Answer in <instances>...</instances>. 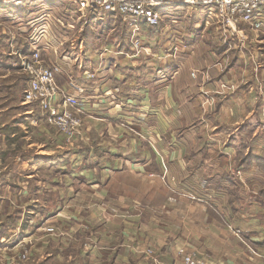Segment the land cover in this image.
<instances>
[{"label":"crops","instance_id":"crops-1","mask_svg":"<svg viewBox=\"0 0 264 264\" xmlns=\"http://www.w3.org/2000/svg\"><path fill=\"white\" fill-rule=\"evenodd\" d=\"M74 16L82 21L75 24H105L111 33L123 28L116 35L119 55L107 53L101 60L98 51L108 47H89L100 37L93 41L85 36L79 43L67 24L65 33L54 26L57 37H65L66 42L54 40L55 49L44 51L43 57L46 63L59 67L56 79L60 86L72 93L73 81L84 89L87 99L82 113L83 142L71 144L78 148H73L71 161L45 152L42 133L49 124L37 105L21 101L19 114L0 127L5 131L0 133L5 139L4 150L19 149L26 154L15 161L5 159L6 170H20L18 178L13 170L0 178L2 192L10 191V197L25 201L22 208L28 218L20 244L28 242L32 234L27 228L41 216L40 225L55 222L57 227L37 230L49 241L47 259L40 264H180L181 247L212 264H264V65L258 64L264 62V35L261 43L249 33L243 43L233 40L231 49L225 41L215 43L216 47L209 43L207 51L214 63L235 53L229 73L243 67L249 80L242 84L257 91L249 98L255 101L254 109L229 123L218 117L223 118L224 112L220 102L215 112H203L197 82L189 75L195 69L181 64L173 67V59L160 65L167 73L172 67L177 72L172 81L159 85L165 87L164 92L157 94L146 87L148 95H141L142 87L151 86L152 74H147L150 69L145 64L129 65L127 72L119 60L120 55L134 51L122 17L117 21L120 16L110 14L98 22L79 14L71 18ZM22 20L25 28L17 35L0 30V53L11 50L16 65L20 61L17 50L32 52L24 36L30 23ZM85 28L81 27L80 33ZM142 32L144 39L145 33H150L152 40L161 34L149 32L145 26ZM110 37L112 34L106 35V44ZM160 45L152 49L161 51ZM246 55L249 61L244 59L245 64L238 65ZM254 55L261 58L255 60ZM206 69L213 78L210 86L215 87L214 73L219 70L215 66ZM91 72H95L94 78L89 77ZM186 75L190 81L186 82ZM159 106L162 111H151ZM206 125H214L215 131H205ZM82 155L84 159L78 162ZM73 160L75 166H82L77 175L69 166ZM46 166L56 174L46 177L42 173ZM61 168L62 176L57 172ZM63 200L68 201L67 206L60 205ZM79 201L81 205H77ZM61 215L66 222L60 225ZM78 216L83 220L78 218L82 224L76 226ZM149 250L154 257L148 255Z\"/></svg>","mask_w":264,"mask_h":264},{"label":"rangeland","instance_id":"rangeland-1","mask_svg":"<svg viewBox=\"0 0 264 264\" xmlns=\"http://www.w3.org/2000/svg\"><path fill=\"white\" fill-rule=\"evenodd\" d=\"M17 11H20L22 15H19V13H16L14 15V12ZM45 14H50L52 16L55 22L54 26L58 29L60 28L62 32L65 33L66 31H69L67 29L63 31L65 24H67L66 28H72V35L79 37V43L84 39L85 36L88 40L92 39L93 41L95 40L94 38L98 36L100 37V39L98 41H95L94 44H90L89 47L95 48L100 45H104L105 47H108L110 50H112V52L108 53L109 55H119L117 53L119 49H117L118 39L116 35H118V32H122V27V29L120 30L113 29V32L111 33V29H108V27L106 28L105 24L98 26L94 22H91L87 26L81 25V20L77 21V17L74 16L71 18L72 14L66 13L65 5L62 0H0V30H7L10 35H17V32H20V29L25 28L24 24H26V22H23L22 19L29 21L28 23H31ZM206 15L207 12L205 10H202L201 8H194L191 6H174L165 9L162 12L161 24L159 25V27H157V29H153L161 32L160 35H157L158 38L152 40L151 37L148 36V34L150 33H145V39L143 37L146 47L150 48L149 50L152 51L156 57H148L146 53H142L136 56L135 54H133L134 51H132V53H124L123 55H120L122 57L119 60L122 61L124 69L127 72L129 71V65L144 66L145 64V66H148V68L150 69L147 74H152V76H149V80H151V86H148L145 83L146 86L140 89L139 93L141 95H143V93L148 95L147 88L149 87L152 88V92L154 91L157 94H162L165 90V87H162L163 85H159L165 84L174 79L177 72L173 67L176 64H181L182 66L185 65L186 68H192L191 70L195 69L205 71V74L202 73L201 75L200 73H198L197 77L195 78L192 76V73L189 74L191 80L197 82L196 91H198L197 97L200 102V107H202V110L205 114L213 113L218 109V102H220L222 104L221 111H224L223 118L218 116L220 118V121L222 119V121H229V123H231L236 119L241 120L243 117H245L246 114L254 109L255 101L250 100L249 98L252 95L255 96L257 94V91L255 87L246 89V86L242 84V80H249V76H246L247 79H245L246 77L244 76V73L246 70L243 69V67L241 68L237 66V71L231 72V74L229 73V65L235 59V53L234 55L232 53H228L226 57L221 56L222 58L219 59V71L214 73L217 77L215 87L210 86L211 84H213V82H211L213 78H210V74L206 67H214L216 63H214V57H212L211 52H208L211 49L209 43L213 42L214 46L216 47L215 43H221L222 41H224V39L222 38V36V39L220 38V35H222L221 30L218 29L215 23H211L206 26V21L208 18ZM119 18L121 17H118L117 21H119ZM74 21L76 23H81L75 24ZM81 27H86L85 31L82 33H80ZM124 28H126V26H124ZM107 34H112V37L109 38L106 44L105 37ZM128 37L129 36H127V38ZM75 44H77V42H75ZM149 44H161L159 47L162 48V50L155 52L152 49L153 45L150 46ZM256 48L257 47H255V49ZM11 52V50L3 49V53H0V127H2L5 123L10 122L19 114V105L21 101L23 103L24 92L27 86V78L24 75L23 71L19 68V64L16 65V62L13 61V59L10 57L9 54H11ZM111 57L114 58L113 56ZM253 57L255 58V60H257L260 56L254 55ZM165 59H173V63H175L171 68L173 69V73H167L163 68H161L160 65L164 63ZM244 59H246V62H248L250 56L246 55L245 57H241L240 60L237 61L238 65H244ZM258 64L264 65V62L262 61ZM188 80L189 79L186 75V82ZM155 83L157 86L154 87L153 84L155 85ZM222 83L226 84L222 85ZM62 89L66 90V88ZM159 105H162V103H160ZM168 108H166V111L168 110ZM159 110L162 111L161 106L155 107L151 111L159 112ZM173 115L177 116V112H174ZM81 117L85 120L82 113ZM259 121L262 122L261 119L257 120V126L260 124ZM49 126L45 127V130H43L42 133V141L45 152H47L49 155L54 154L55 157L57 156L61 160L64 159L68 162L71 161V152L73 148L78 149L76 145L74 147L71 144H76L77 141L73 143L68 142L66 135H64L53 126ZM212 126L214 127V125H206L205 131H215L212 130ZM1 132L5 131L3 129H0V133ZM84 133L85 132L83 126V136ZM32 136H35L34 131L32 133ZM213 138L212 136H209V139L214 140ZM4 142L5 139L3 138V135L0 134V178L3 180V176L8 175V172H6L8 170L15 171L14 174L18 178V176L20 175V170L18 168L16 169L11 167L10 169L6 170L4 162L5 159L15 161L19 160L20 158H26V154L20 153L19 149L16 152L4 150ZM82 142L83 140L78 141L79 144ZM85 143H87V141ZM85 143H83V145H85ZM83 159L84 156L82 155L76 160H81L82 162ZM73 162L74 163L72 164L69 163V166L71 170H73V173L77 175L82 171V166H75V163L77 162L74 160ZM55 171L56 170L53 171V168H51L50 166H46L45 168H43L42 173L46 175V177H50L56 174ZM57 172L59 173V175H63L62 168L60 170H57ZM242 177V174H240L239 178L241 179V181H243ZM3 194L5 197L3 196ZM11 197L10 191L2 192L0 189V264H11L12 259H15L12 264H40V262H45L47 259L49 241L46 240V237H40L42 236V234L45 235L44 232L42 233L38 231L37 233V230L39 227H43L44 229L45 227L47 229L52 227L55 228L57 227V223L53 222L48 224L46 223L45 225H40V219L42 217H35L36 220L33 221V224H31L29 228H27L32 235H29L28 242L20 244V242L24 239L23 231L25 230V223L28 216L26 215V213H23L25 210L24 208H22V206H24L22 203L25 201L20 200L19 198L17 199V197ZM60 205L62 207L67 206L68 201L63 200V203L60 202ZM77 205H81V202H77ZM34 209L36 210V208ZM34 209L32 210L34 211ZM59 217L60 219H63V221L59 220L60 225L63 222H66L65 216L61 215ZM78 218L83 220V217L78 216L75 220L77 222L75 224L76 226L82 224L79 223ZM109 233L110 232H108L107 235L111 234ZM83 235H85V232H83ZM1 241L7 242L2 243ZM151 251L152 250L148 251V255L154 257L155 253ZM23 254H27V259L17 260L16 257H19L20 255L22 256ZM181 261L182 258L180 257V263Z\"/></svg>","mask_w":264,"mask_h":264},{"label":"built area","instance_id":"built-area-1","mask_svg":"<svg viewBox=\"0 0 264 264\" xmlns=\"http://www.w3.org/2000/svg\"><path fill=\"white\" fill-rule=\"evenodd\" d=\"M68 14H79L81 18L92 17L98 22L111 15L122 17L127 25L130 42L136 56L146 53L148 57H156L143 40V26L159 27L162 22V12L174 6H191L201 8L207 12L206 25L215 23L221 30L224 41L232 47V41L241 43L249 33L261 43L264 33V0H62ZM6 2V1H5ZM54 19L45 14L31 22L29 29L25 30L26 44L31 48L30 54L25 50H17L19 68L27 78L23 104L37 105L43 112L49 125L55 127L67 137L68 142L82 140L84 113L87 99L84 89L76 85L72 93L62 89L56 79L59 67L46 63L43 52L55 49L54 40L65 44V37L58 38L54 30ZM14 39V38H13ZM63 42V43H62ZM111 52L108 48L98 51L102 60ZM219 61L215 67L219 68ZM205 71L193 70L192 76L197 77ZM94 78L95 72L89 73ZM226 83H222L224 85ZM152 252V251H151ZM178 254L182 258L180 264H212L200 258L193 251L185 247L179 248ZM17 260H26L27 254L16 257ZM15 259H12L11 263Z\"/></svg>","mask_w":264,"mask_h":264},{"label":"trees","instance_id":"trees-1","mask_svg":"<svg viewBox=\"0 0 264 264\" xmlns=\"http://www.w3.org/2000/svg\"><path fill=\"white\" fill-rule=\"evenodd\" d=\"M145 27H148V30H149V32H152L153 31V29H155L154 27H152V26H145Z\"/></svg>","mask_w":264,"mask_h":264}]
</instances>
